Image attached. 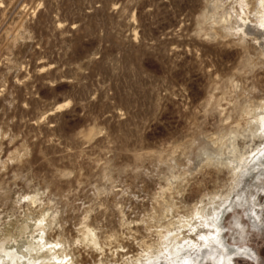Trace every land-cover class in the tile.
I'll return each instance as SVG.
<instances>
[{"label": "rangeland", "instance_id": "obj_1", "mask_svg": "<svg viewBox=\"0 0 264 264\" xmlns=\"http://www.w3.org/2000/svg\"><path fill=\"white\" fill-rule=\"evenodd\" d=\"M256 196L264 0H0V264H264Z\"/></svg>", "mask_w": 264, "mask_h": 264}, {"label": "flooded vegetation", "instance_id": "obj_2", "mask_svg": "<svg viewBox=\"0 0 264 264\" xmlns=\"http://www.w3.org/2000/svg\"><path fill=\"white\" fill-rule=\"evenodd\" d=\"M250 213L255 221H257L260 224H264V215H263L264 214V199L257 198L256 196V199H253V203L250 205ZM215 242L217 243V245L219 244L218 240H216ZM168 264H172V263H168ZM220 264H223V263H220ZM225 264H230V261H227ZM232 264H234V262H232Z\"/></svg>", "mask_w": 264, "mask_h": 264}]
</instances>
